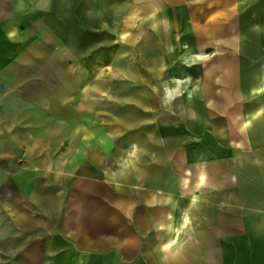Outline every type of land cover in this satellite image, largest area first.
I'll list each match as a JSON object with an SVG mask.
<instances>
[{"label": "crops", "instance_id": "1", "mask_svg": "<svg viewBox=\"0 0 264 264\" xmlns=\"http://www.w3.org/2000/svg\"><path fill=\"white\" fill-rule=\"evenodd\" d=\"M0 264H264V0H0Z\"/></svg>", "mask_w": 264, "mask_h": 264}, {"label": "rangeland", "instance_id": "2", "mask_svg": "<svg viewBox=\"0 0 264 264\" xmlns=\"http://www.w3.org/2000/svg\"><path fill=\"white\" fill-rule=\"evenodd\" d=\"M152 41V40H148ZM132 89L138 90L139 86L136 84L134 87L131 84ZM187 86V85H186ZM189 86V85H188ZM107 83L105 82H91V83H84L83 84V100L84 103H88L96 109L98 116L95 118L93 117L92 120L100 123L99 127L101 129L94 130L97 132L98 136L100 137H109L112 138L117 144L120 145V149L123 146V139L129 137V130L123 129L122 118L123 112L133 111L137 113L138 110L132 108L134 105L137 104L139 97L131 98L134 102L133 105H127L124 107L122 105V98H115L113 101L106 97V92L108 91ZM115 90H118L119 93H123V84L122 83H115ZM126 89V86H125ZM91 90V91H90ZM99 93L98 97H95V92ZM91 92V97H88L89 93ZM117 93V92H115ZM130 100V99H129ZM136 102V103H135ZM125 109V110H124ZM21 116V115H19ZM25 117L24 121L28 122L30 128L27 130H17L16 134L18 136L23 137H32V138H46L50 139L51 143L54 144L55 141L58 139H68L72 133L74 132L73 126L70 123H59L56 120L49 119L44 115L39 114L36 111H32L26 113L25 115L22 114V117ZM86 116V115H84ZM95 118V119H94ZM87 120V117H86ZM132 136V135H131ZM36 148H38L36 146ZM53 149L52 153H56L58 147H54L51 145ZM15 152L19 154L17 148H15Z\"/></svg>", "mask_w": 264, "mask_h": 264}]
</instances>
